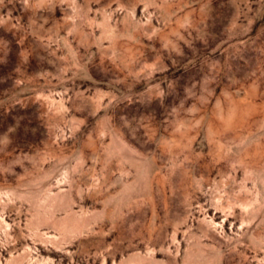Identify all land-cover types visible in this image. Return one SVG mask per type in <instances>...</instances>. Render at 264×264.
<instances>
[{
    "label": "rangeland",
    "instance_id": "374dc122",
    "mask_svg": "<svg viewBox=\"0 0 264 264\" xmlns=\"http://www.w3.org/2000/svg\"><path fill=\"white\" fill-rule=\"evenodd\" d=\"M0 264H264V0H0Z\"/></svg>",
    "mask_w": 264,
    "mask_h": 264
}]
</instances>
